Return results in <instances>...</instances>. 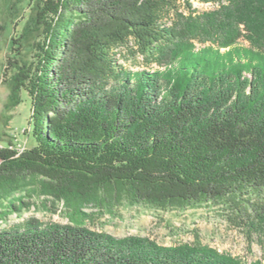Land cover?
<instances>
[{"label": "trees", "instance_id": "16d2710c", "mask_svg": "<svg viewBox=\"0 0 264 264\" xmlns=\"http://www.w3.org/2000/svg\"><path fill=\"white\" fill-rule=\"evenodd\" d=\"M181 1H29L3 81L14 106L28 92L36 145L0 146L1 204L31 205L9 197L40 177L68 204H223L264 235V0H199L217 7L188 16ZM124 49L149 68L120 63ZM0 264L264 263L29 218L0 228Z\"/></svg>", "mask_w": 264, "mask_h": 264}, {"label": "rangeland", "instance_id": "374dc122", "mask_svg": "<svg viewBox=\"0 0 264 264\" xmlns=\"http://www.w3.org/2000/svg\"><path fill=\"white\" fill-rule=\"evenodd\" d=\"M29 1L22 0L13 10L10 9L11 0L0 2V146L13 143L12 148L19 152L36 145L31 123L32 103L28 92L23 90L20 103L12 105L10 88L3 81V64L11 52L14 27L20 30L24 23L23 15L27 16L29 13ZM179 3L180 11L187 16L217 7L214 3H203L199 0H191V5L184 1ZM17 22L20 25L17 26ZM34 37L35 34L25 40L27 44ZM196 44L201 45L199 42ZM238 44L250 45L244 38L239 39ZM120 63L132 70L149 68L142 56H135L127 49L123 50ZM150 68H158V65L154 64ZM20 198L30 201L31 205H21L18 211L9 204L0 203V228L10 227L29 218H38L44 222L80 224L119 237H149L166 246L199 241L245 261L261 260L264 263V235L239 226L232 211L227 210L223 204L209 203L170 210L127 201L102 205L96 199L76 200L68 204L66 198L57 200L50 195L40 177L30 178L26 183V190L21 189L9 197L10 201L17 202Z\"/></svg>", "mask_w": 264, "mask_h": 264}]
</instances>
